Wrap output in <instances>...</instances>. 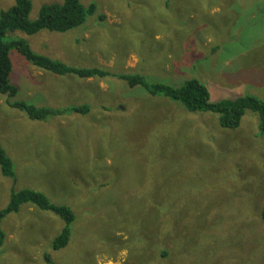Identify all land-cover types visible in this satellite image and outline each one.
Returning <instances> with one entry per match:
<instances>
[{"label":"rangeland","instance_id":"374dc122","mask_svg":"<svg viewBox=\"0 0 264 264\" xmlns=\"http://www.w3.org/2000/svg\"><path fill=\"white\" fill-rule=\"evenodd\" d=\"M29 19L41 5L30 0ZM95 13L66 32L19 30L42 55L111 74L54 75L12 49L0 93V210L12 190L43 192L74 213L68 243L52 242L64 221L23 203L0 221V264H264V139L258 114L236 128L131 87L121 74L179 86L196 77L210 98L264 100V0H82ZM13 0H0V11ZM100 15H104L101 18ZM64 109L34 120L8 102Z\"/></svg>","mask_w":264,"mask_h":264},{"label":"trees","instance_id":"16d2710c","mask_svg":"<svg viewBox=\"0 0 264 264\" xmlns=\"http://www.w3.org/2000/svg\"><path fill=\"white\" fill-rule=\"evenodd\" d=\"M14 4L0 11V93L13 97L17 94V87L10 81L12 72V61L10 51H18L32 65L54 75H72L80 78L105 77L111 74L101 67H74L59 60L52 59L46 55L34 52L29 44L22 38L9 37L8 32L19 30L26 34H35L40 30L66 32L81 26L88 15L95 13V4L87 8L82 0H60L58 3H48L40 6L37 17L29 19L31 11L30 0H13ZM104 18V15H100ZM119 78L125 80L129 86H141L152 96L163 95L171 100L182 103L189 111L217 113L219 124L225 128H236L239 126L246 110L254 111L259 117V133L264 139V100L245 94L236 98H223L213 101L210 92L200 79L190 77L179 86H173L165 82H149L141 74H121ZM9 106L22 110L27 117L34 120H44L49 116L64 114L66 112H88L90 106L87 104L69 106L57 109L50 106H39L34 102L14 101L8 102ZM0 170L3 175L14 177L12 162L0 146ZM23 203H30L41 210H51L63 221L64 226L60 233L54 238L52 246L54 249L65 246L70 237V224L74 220V213L64 205L52 203L49 198L40 191L26 188L12 190L8 205L0 210V221L9 213L15 212ZM261 218L264 221V206L261 210ZM5 239V233L0 228V246Z\"/></svg>","mask_w":264,"mask_h":264},{"label":"crops","instance_id":"0c3cea01","mask_svg":"<svg viewBox=\"0 0 264 264\" xmlns=\"http://www.w3.org/2000/svg\"><path fill=\"white\" fill-rule=\"evenodd\" d=\"M87 105H89V104H87ZM46 106H48V105H46ZM50 107H53V106H50ZM90 110H91V109H90ZM90 110H89V111H90ZM86 114H88V115H89V112H86Z\"/></svg>","mask_w":264,"mask_h":264}]
</instances>
